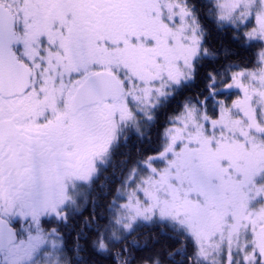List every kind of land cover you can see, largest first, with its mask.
Wrapping results in <instances>:
<instances>
[{
  "label": "rangeland",
  "instance_id": "374dc122",
  "mask_svg": "<svg viewBox=\"0 0 264 264\" xmlns=\"http://www.w3.org/2000/svg\"><path fill=\"white\" fill-rule=\"evenodd\" d=\"M212 1L217 18L225 14L232 4H239L243 9L255 2ZM129 3L128 11L123 8L113 11L114 24L110 26L117 32L111 50L115 56L114 69L120 71L125 81L122 85L124 95L118 102L97 111H109L108 129L114 137L108 136L106 146L101 145L99 151L88 154L83 143H78V157L86 155L82 158L83 165L76 170L81 191L77 192V184L70 182L73 205L78 202L83 187L92 180L98 167L106 164L109 142L113 146L128 131L140 133L152 120L147 115L153 117L156 107L193 78L196 60L204 54L202 29L185 0H129ZM181 8L190 10L192 16L185 15ZM238 16L239 13L234 11L231 19L236 20L235 25L231 20H218L243 29ZM193 17L199 25L196 35L202 37L200 51L195 56L192 55L195 44L191 39ZM255 41L263 44L257 67L244 70L242 77L239 75L242 70L234 72L236 80L246 90L245 98L231 111L224 110L217 103L218 99L231 102L240 96V89L234 84L224 98L213 99L216 110H211L205 103L202 107L189 104L171 120L165 133L163 155L135 167L119 190L113 238L118 239L141 224L161 222L159 219L141 220L130 231L124 229L123 225L129 222L128 216L134 214L136 198L139 197L158 212L163 211L176 218L178 223H168L199 243L206 259L197 257L204 263L223 264L222 245L230 246L234 252L238 246H243V225L247 220L241 213L242 197L248 176L257 167L264 166V145L255 135L257 129L248 103L251 99L253 104L264 107V95L259 94L264 92V41L259 36ZM218 109L221 110L220 119L209 126L206 114L214 116ZM132 113L136 115L132 116ZM102 125L103 122L94 120L84 128V135L88 131L96 136L94 131ZM169 160L173 162L169 164ZM148 164L157 171L153 172ZM129 197L132 198V208H121L120 204ZM45 202L54 204L50 195ZM139 206L141 209L144 207L143 204ZM254 219L257 223L264 222V216ZM258 232L264 234V228H259ZM49 239L55 241L56 247L50 249L46 264H67L57 234ZM256 242L264 244V235L258 236Z\"/></svg>",
  "mask_w": 264,
  "mask_h": 264
},
{
  "label": "snow or ice",
  "instance_id": "6c2138e0",
  "mask_svg": "<svg viewBox=\"0 0 264 264\" xmlns=\"http://www.w3.org/2000/svg\"><path fill=\"white\" fill-rule=\"evenodd\" d=\"M112 6L110 0H0V264H46L50 249L56 247L55 241L49 238L58 233L59 224L68 223L69 203L68 200L51 205L45 202L50 175L54 166L60 168L63 164V148L76 138V132L83 131L94 121L103 100L101 95L92 92V84L102 77L103 70L90 59L83 60V50L77 51L65 43L57 44L54 32L59 31L62 40L65 33L50 22L57 16L63 17L64 24L68 25L67 32L74 34L88 18L86 13L89 10ZM181 11L192 16L190 10L181 8ZM234 11L239 13L245 43L257 36L264 41V0H255L243 9L239 4H232L218 19L231 20L235 25L236 20L231 19ZM49 25V34L40 38L36 55L30 57L24 44L18 42L5 48L10 36L19 32L28 37L33 31L49 28ZM193 25L191 39L195 47L192 55L195 56L202 44V37L196 35L199 25L195 17ZM109 71L121 85L125 84L118 69ZM243 74L244 70L239 73L241 77ZM209 75L211 83L208 89L216 98L217 90L213 88L216 77ZM236 76V73L232 74L222 91L227 92L235 84L240 89V96L231 102L218 99L217 103L224 110L231 111L246 96V90ZM50 87L61 95L58 104L51 103ZM259 94L264 95V92ZM13 101H27L36 111L27 118H21L16 114L19 109L13 112L4 107ZM206 102L207 97L202 103ZM248 103L257 129L255 135L264 145V107L253 104L251 99ZM220 116V109L214 116L206 114L209 126ZM147 118L153 119L151 115ZM162 155L157 152L147 157V161ZM172 162L169 160V164ZM148 166L153 172L157 171L150 164ZM136 199L134 214H130L129 222L123 225L126 231L141 220L178 223L175 217L158 212L139 197ZM140 204L144 205L142 209ZM120 207L131 209L132 198L129 197ZM241 213L247 220L243 225L245 242L235 252L230 246L222 245L223 264H264V244L256 242L258 236L264 235L258 232L259 228H264V222L257 223L254 219L264 216V166L257 167L248 176ZM185 239L190 237L186 234ZM192 245L189 264L193 255L206 259L199 243L192 240ZM184 246L187 247L186 244ZM100 247H105L102 241Z\"/></svg>",
  "mask_w": 264,
  "mask_h": 264
},
{
  "label": "trees",
  "instance_id": "16d2710c",
  "mask_svg": "<svg viewBox=\"0 0 264 264\" xmlns=\"http://www.w3.org/2000/svg\"><path fill=\"white\" fill-rule=\"evenodd\" d=\"M185 1L199 22L207 52L196 60L193 78L155 108L153 119L140 133L128 131L121 136L108 152L106 165L98 167L84 187L83 197L69 211L68 223L58 225L57 238L62 242L67 264H189L193 239L171 223L141 224L130 233L113 238L119 190L135 167L150 155L162 152L171 120L186 105L202 107L207 97L205 105L216 110L215 98L208 89L209 74L216 77L213 88L217 97L224 98V83L234 72L256 68L263 44L255 40L245 43L243 29L222 24L212 0ZM186 234L190 239H185ZM101 241L105 249H101ZM191 264L207 263L193 255Z\"/></svg>",
  "mask_w": 264,
  "mask_h": 264
},
{
  "label": "flooded vegetation",
  "instance_id": "af4514ba",
  "mask_svg": "<svg viewBox=\"0 0 264 264\" xmlns=\"http://www.w3.org/2000/svg\"><path fill=\"white\" fill-rule=\"evenodd\" d=\"M128 1L129 0H110V3L114 6L105 9L93 8L89 10L86 13L88 18L82 22L80 29H78L74 34L67 32L68 25L64 24L63 22L65 18L57 16L56 19L50 23H55L57 29H62L65 33V38L62 40L60 32H54L57 44L65 43L69 44L71 48L77 51L83 50V60L90 59L98 68L102 69L103 72L111 73L109 69H114L115 67V56L112 53L111 48L116 40L114 37L117 33L115 30L110 29V26L114 24L113 11L119 8H123L125 11H128L130 5V3L128 4ZM70 15L71 13L68 14V17H70ZM49 30L50 25L49 28L40 31H33L28 37H25L22 33L18 32L14 35V40L11 45H14L17 42L24 44L30 57L34 56L39 50L40 38L42 36H48ZM69 36L71 39H68ZM53 59H55V57H53ZM49 95L51 96V103L58 104L60 102L61 95L56 89L50 87ZM113 103L116 102L104 101L99 105L97 111H100V109L106 108L107 105ZM4 107L13 112H15L16 109H19L20 111L16 114L21 118H27L34 111H36V108L34 106H30L27 101H13L4 105ZM97 111L95 113L94 120L103 122V125L100 126L98 130L94 131L97 135L94 136L91 132L87 131L85 132V136L84 129L83 131L76 132V138L69 142L62 150V166L60 168H56L54 166L50 175V186L46 191L45 198L50 195L51 199L54 201V204H58L62 200H68V214L69 211L75 207V205L84 195L83 187L81 197L79 198L78 202L73 205L72 201L70 200L73 193L70 182L77 184V192L81 191L80 187L78 186L80 185V180L77 178L76 170L78 169L77 167L79 165H83L82 158L86 155L85 154L82 158L78 157L77 150L79 144L83 143L88 154L99 151L101 145L106 146L108 144V136L114 137V135L110 133L108 129V123L111 119L109 111L103 113ZM112 144L113 143L109 142L108 152L116 143H114L113 146Z\"/></svg>",
  "mask_w": 264,
  "mask_h": 264
},
{
  "label": "water",
  "instance_id": "95a60500",
  "mask_svg": "<svg viewBox=\"0 0 264 264\" xmlns=\"http://www.w3.org/2000/svg\"><path fill=\"white\" fill-rule=\"evenodd\" d=\"M14 36H10L8 42L5 43V48L12 44ZM14 75V74H13ZM26 80L27 77L25 76ZM93 94H99L104 101L118 102L124 95L123 86L111 75V73L103 72V75L92 84Z\"/></svg>",
  "mask_w": 264,
  "mask_h": 264
}]
</instances>
